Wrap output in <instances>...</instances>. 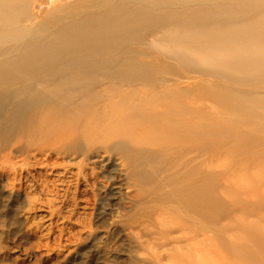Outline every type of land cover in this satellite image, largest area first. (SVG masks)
Segmentation results:
<instances>
[{"label": "bare ground", "instance_id": "6f19581e", "mask_svg": "<svg viewBox=\"0 0 264 264\" xmlns=\"http://www.w3.org/2000/svg\"><path fill=\"white\" fill-rule=\"evenodd\" d=\"M24 8L0 0V152L34 142L82 159L103 150L142 187L164 173L148 203L173 206L183 222L180 264H219L214 240L264 264V217L249 209L264 191L253 173V163L264 171V0H67L29 28ZM202 139L222 163L202 160ZM225 171L252 186L232 182L231 203L214 195Z\"/></svg>", "mask_w": 264, "mask_h": 264}, {"label": "rangeland", "instance_id": "374dc122", "mask_svg": "<svg viewBox=\"0 0 264 264\" xmlns=\"http://www.w3.org/2000/svg\"><path fill=\"white\" fill-rule=\"evenodd\" d=\"M24 1L22 24L29 28L51 17L67 0ZM184 82L189 85L186 79ZM205 105L208 109L204 108V112H210L211 103L206 101ZM209 140L202 139L199 144L202 160L211 155L225 159L223 152L214 149L217 144ZM35 143L24 146L23 152L15 146L0 152V264L181 263L182 255L175 247L182 240L176 230L183 222L173 206L158 209L155 203H148L152 199L148 194L164 173H154L152 185L142 187L113 153L98 150L93 155L102 157L104 162L94 164L90 159L93 155L88 159L65 156L59 149L41 148ZM253 165L255 176H264V171L255 170L257 163ZM218 178L214 195L220 202L231 203L232 182L237 192L247 194L252 189L233 172L225 171ZM263 192L250 200L253 205L249 209L256 206L259 220L264 217ZM233 217L242 219V214ZM231 219L232 216H224L218 221L227 225ZM249 219L258 221L252 216ZM164 231L167 235H163ZM233 234L236 231L226 235L229 238ZM174 236L176 240H168ZM163 242L168 247L163 244L160 248ZM214 242V260L219 264L247 263L238 251L222 249L219 242Z\"/></svg>", "mask_w": 264, "mask_h": 264}]
</instances>
